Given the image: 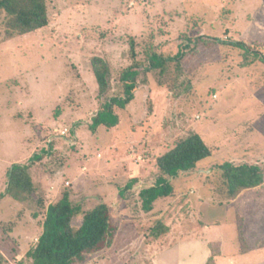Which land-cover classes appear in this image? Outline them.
<instances>
[{
	"label": "rangeland",
	"instance_id": "rangeland-1",
	"mask_svg": "<svg viewBox=\"0 0 264 264\" xmlns=\"http://www.w3.org/2000/svg\"><path fill=\"white\" fill-rule=\"evenodd\" d=\"M45 1L47 26L23 35L6 33L0 10L2 264H31L42 212L64 192L83 211L106 203L115 227L111 243L78 264H180L189 241L208 249L209 264H264V182L231 198L216 168L246 162L264 171V64L216 41L264 54V0ZM196 38L179 62L139 78L133 100L114 107L116 126L89 129L101 105L122 93L123 69L134 60L145 67L153 52L174 56ZM95 57L109 68L102 95ZM190 133L211 155L188 173L164 176L172 193L143 212L138 191L162 175L156 158ZM34 154L41 159L29 166L32 200L5 195L11 165ZM37 195L45 207L34 217ZM157 213L168 225L158 235ZM79 223L74 216L71 224Z\"/></svg>",
	"mask_w": 264,
	"mask_h": 264
},
{
	"label": "trees",
	"instance_id": "trees-1",
	"mask_svg": "<svg viewBox=\"0 0 264 264\" xmlns=\"http://www.w3.org/2000/svg\"><path fill=\"white\" fill-rule=\"evenodd\" d=\"M0 10L6 15L5 31L8 35H23L46 27L48 24L45 0H0ZM199 40V38L193 41L189 39V43L180 45L179 51L174 56H163L153 52L149 54L148 63L143 68L134 60L120 73L122 93L111 96L101 105L91 117L89 129L95 131L99 126L106 128L116 126L119 118L114 112V107L123 109L133 100L139 78L152 70L158 69L162 72L169 63L179 62L189 49L190 42L196 44ZM216 41L231 45L245 55L251 56L253 60L264 64V54L244 42ZM134 45V40H131L132 58H135L136 54ZM93 64L99 95H102L109 88V68L99 57L94 58ZM210 155V147L197 133H190L181 138L172 148L159 155L155 164L162 175L153 185L144 187L138 192L141 210L151 211L157 199L168 197L172 193L173 187L165 177L175 178L180 173L190 172L196 168L199 161ZM40 159V154H34L28 164L11 165L7 173L4 194L18 201L32 200L36 187L29 166ZM216 168L221 171L227 196L231 198L244 189L257 187L264 182V171L256 164L225 162L217 165ZM135 181L136 179H132L124 188L129 189ZM35 204L37 211L34 217H37L45 207L41 195L36 196ZM42 213L41 233L34 247L27 253L31 264H78L83 262L87 255L106 248L113 238L115 227L111 224L110 208L106 203H98L93 208L83 211L79 205H73L68 193L64 192L57 202L48 204ZM74 216L80 217L77 226L71 224ZM162 222V220L155 221L152 228L154 234L158 235L168 230ZM212 260L211 255L205 264H209ZM0 264H2L1 260Z\"/></svg>",
	"mask_w": 264,
	"mask_h": 264
},
{
	"label": "crops",
	"instance_id": "crops-1",
	"mask_svg": "<svg viewBox=\"0 0 264 264\" xmlns=\"http://www.w3.org/2000/svg\"><path fill=\"white\" fill-rule=\"evenodd\" d=\"M194 172V171H193ZM188 173V172H187ZM152 185V184H151ZM151 185H147V186H145V187H149V186H151ZM139 192V191H138ZM162 198H167V197H162ZM158 200H161V198H159V199H157L154 203H153V208H154V204H156V202L158 201ZM153 208H152V210H153ZM151 210V211H152ZM151 211H149V213L151 214ZM144 212V211H143ZM164 213V212H163ZM163 213H157V215H154L153 216V218H155V219H159V218H161L162 217V214ZM163 217L166 219V216L165 215H163ZM164 218H161V220L164 222ZM166 226H168L166 223H164ZM200 244H202V243H200ZM199 243H198V241H189V242H185V246H187L186 248H184V250H185V254H186V256H187V260H185V261H179V263L180 264H195L194 263V260H193V258L191 259V255L193 254V253H196V255L194 256V254H193V257L195 258L196 257V264H205L206 262H207V260H208V258L211 256L210 254H209V251H208V249H206L205 248V246L204 245H200ZM199 246H201V250H200V252H199V250H198V248H199ZM188 248H192V250L191 251H189V253H187L186 252V250L188 249ZM193 261V262H192Z\"/></svg>",
	"mask_w": 264,
	"mask_h": 264
}]
</instances>
